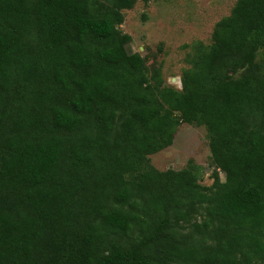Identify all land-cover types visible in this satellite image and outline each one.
I'll return each mask as SVG.
<instances>
[{"label":"trees","instance_id":"16d2710c","mask_svg":"<svg viewBox=\"0 0 264 264\" xmlns=\"http://www.w3.org/2000/svg\"><path fill=\"white\" fill-rule=\"evenodd\" d=\"M134 3L0 0V264H264V0L192 45L179 89L127 51ZM181 121L210 185L149 163Z\"/></svg>","mask_w":264,"mask_h":264},{"label":"rangeland","instance_id":"374dc122","mask_svg":"<svg viewBox=\"0 0 264 264\" xmlns=\"http://www.w3.org/2000/svg\"><path fill=\"white\" fill-rule=\"evenodd\" d=\"M235 2L236 0H135L131 8L122 10L124 19L119 28L131 36L126 45L127 51L144 56L148 69L160 66L164 84L178 88L173 78L180 77L182 70L190 66L192 45L209 44L215 23L230 14ZM254 59H264L260 48ZM147 158L160 171L178 170L188 160H193L202 167L199 182L210 185L213 181L211 173L214 166L203 125L181 121L172 142L147 154ZM217 171L219 178L224 180V173L219 168Z\"/></svg>","mask_w":264,"mask_h":264},{"label":"water","instance_id":"95a60500","mask_svg":"<svg viewBox=\"0 0 264 264\" xmlns=\"http://www.w3.org/2000/svg\"><path fill=\"white\" fill-rule=\"evenodd\" d=\"M173 81L177 83L178 88L182 87V83H181V78L176 76L175 78H173Z\"/></svg>","mask_w":264,"mask_h":264}]
</instances>
